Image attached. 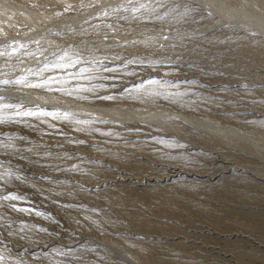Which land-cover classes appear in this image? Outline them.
<instances>
[{"label":"rangeland","instance_id":"1","mask_svg":"<svg viewBox=\"0 0 264 264\" xmlns=\"http://www.w3.org/2000/svg\"><path fill=\"white\" fill-rule=\"evenodd\" d=\"M10 1L0 0V40L35 50L37 38L49 54L69 45L75 50L73 41L100 43L110 31L127 41L125 47L91 48L101 59L121 58L110 65L120 68L119 81L98 89L115 100L0 93V105L19 101L68 113L0 125L18 147L33 150L0 149V164L26 178L5 190L27 196L21 206L54 218L0 208V224L12 225L13 234L0 228V251L7 248L10 264H130V258L135 264H264V23L241 21L264 22V0H186L195 11L171 26L119 19L125 12L96 18L101 8L128 0H99L98 7L90 6L96 0ZM161 32L170 41L158 40ZM125 59L143 65L124 67ZM31 64L0 58V70L10 76ZM155 114L159 120L149 121ZM233 128L251 132L250 139ZM79 140L84 143H74ZM37 152L49 155L41 159ZM81 256L94 258L82 262Z\"/></svg>","mask_w":264,"mask_h":264},{"label":"snow or ice","instance_id":"2","mask_svg":"<svg viewBox=\"0 0 264 264\" xmlns=\"http://www.w3.org/2000/svg\"><path fill=\"white\" fill-rule=\"evenodd\" d=\"M91 7H98L99 0H96L95 4H90ZM71 10V5L64 9V12ZM195 11V6H190L187 4L186 0L177 3V0H171V6L169 5V0H128L127 4L117 5L111 7L110 10L101 8L96 14V18H107L116 14L117 12L128 13L127 16H120L121 20H133L138 23H153L160 22L171 26L173 22H186L191 16L192 12ZM203 14V9H201ZM57 16L62 15V13H56ZM206 15L211 16L212 13L208 12ZM87 23V20L85 21ZM110 30L114 27L113 25L107 26ZM86 31V30H84ZM53 35H59L58 33H53ZM181 39H188L191 41L192 37L180 34ZM116 33L105 32L103 41L100 43L91 42L89 46L88 42L83 40L73 41L72 44L75 46L73 50L72 45L67 47H62L58 51L53 49L49 54L47 48L41 46L40 39L33 38L32 43L37 47L35 50H30L28 45L21 43L16 39L11 40H0V58H3L5 63L8 62L10 58H15L20 65L24 64L25 59H31L32 64L27 68H19V74L10 76L6 71L0 70V93L12 91L23 92L24 90H35L38 92L47 93H59L62 96H67L72 99H84L88 100L90 97L100 100L112 101L116 97L112 95H98V89H108L115 85L120 79V68L112 67L111 64L114 61L121 59L118 55L108 59L105 57L101 59L96 56L95 52L91 51V48H95L97 51L101 50V45L105 47H125L127 41L121 42L116 40ZM171 37L169 35L163 34L161 32L158 40H163L165 42L170 41ZM135 43V41H133ZM160 47H165L164 44H160ZM91 55L92 60L86 59V56ZM179 55V53H177ZM97 66L96 69L89 71V68L82 67L81 65L87 64L91 66L92 64ZM124 67H128L131 64H137L142 66L143 61L125 59L122 60ZM70 69H75V71H69ZM103 73H108V75H103ZM107 81V84L95 85L94 80ZM149 84H157V81L149 80ZM143 87V85H141ZM125 91H131L127 88ZM88 94V95H84ZM4 99L3 95H0V100ZM0 125L5 124H24L28 119L41 120L42 117H52L54 119H60L62 116L67 117L68 113H61L58 110H48L46 108L40 107L38 105L24 104L19 101H14L12 103H3L0 105ZM11 113V114H9ZM43 122V121H41ZM102 122V121H101ZM32 127V125H28ZM103 134V133H102ZM108 135H111L108 133ZM16 137L9 135L7 132L0 131V149L5 151L21 153L23 151L33 152L31 148L22 149L18 147L15 143ZM20 141H25L26 138L21 136L18 138ZM77 144H83V140L74 141ZM157 143H163L162 141H157ZM36 156H40L41 159L48 157V153H34ZM21 160L26 159L23 155L20 156ZM45 167L46 165H40ZM75 171V167L72 169ZM26 178L19 172H16L10 165L0 164V208L6 209L8 214L18 213L28 216L35 215L37 217L47 218L54 222V218L51 215L41 212L38 209L32 207L21 206L27 201V196L20 194L18 192L6 191L5 189L11 183L20 182L24 183ZM57 184L63 185L66 181H56ZM40 194L45 196L43 189L40 190ZM56 195H60V192H56ZM69 195L71 192L68 193ZM45 198H47L45 196ZM64 207H72V205H64ZM83 209V205L80 206ZM99 215V210L92 209ZM85 219H90L85 216ZM91 223L100 227L95 220ZM0 228H5L11 232V224H0ZM36 231L48 232L47 228L34 226ZM23 230V229H21ZM2 243V242H0ZM88 253H97V248H89L86 250ZM64 255V253H60ZM91 256H81L80 259L84 260L92 259ZM103 260V257H100ZM0 264H10L7 255V248L0 251ZM16 264H19L17 261Z\"/></svg>","mask_w":264,"mask_h":264},{"label":"bare ground","instance_id":"3","mask_svg":"<svg viewBox=\"0 0 264 264\" xmlns=\"http://www.w3.org/2000/svg\"><path fill=\"white\" fill-rule=\"evenodd\" d=\"M10 1V0H9ZM198 1H201L202 3H204L205 1L204 0H198ZM8 2V1H7ZM8 4H10V5H13L12 3H11V1L10 2H8ZM258 20V22H256ZM241 21H244V22H252V23H254V22H256V24H259V23H264V22H262V20L261 19H255V20H247V19H241ZM87 109V108H86ZM89 109H91V110H94V108L92 109V108H89ZM97 109V108H96ZM100 110L102 111V113L101 114H104V115H107L106 117H109V116H111V112L109 113V110H105V109H103V108H100ZM95 111V110H94ZM98 111H99V109H98ZM95 112H97V111H95ZM118 112H120V111H118ZM161 114V113H160ZM160 114H155V115H152V116H150V117H148V119H149V121H150V119H153V120H155L156 122H157V120H159V116H160ZM113 117V116H112ZM114 117H115V115H114ZM113 117V118H114ZM117 117V116H116ZM120 118V117H119ZM133 118H134V116H133ZM156 118H157V120H156ZM188 118V117H187ZM117 119V118H116ZM124 119V118H123ZM139 119V118H138ZM190 119V118H189ZM131 120V119H130ZM136 120V119H135ZM148 121V120H147ZM190 121H194L193 119L192 120H190ZM136 122V121H135ZM140 122V121H139ZM162 122V121H161ZM161 122H160V124H161ZM249 122V121H248ZM247 122V123H248ZM153 123V122H152ZM155 123V122H154ZM196 123V122H195ZM198 123V122H197ZM252 123V122H251ZM254 123V122H253ZM252 123V124H253ZM156 124V123H155ZM213 124V123H212ZM250 124V123H249ZM135 125V124H134ZM157 125H159L158 123H157ZM156 125V126H157ZM243 125H244V123H243ZM254 125V124H253ZM209 126H211L212 127V125H209ZM249 126H251V124L249 125ZM248 126V127H249ZM172 127H174V126H172ZM175 128V127H174ZM239 128V127H238ZM176 129V128H175ZM234 129V128H233ZM235 130V129H234ZM238 129H236L235 131L237 132V134H239V135H242L243 136V138L245 137V138H249L250 139V137L247 135V134H251V132H242L240 129V131L238 130ZM235 133V132H234ZM128 258V257H127ZM126 258V259H127ZM128 260V262L130 263V264H135L133 261H132V259L130 258V260L129 259H127Z\"/></svg>","mask_w":264,"mask_h":264},{"label":"water","instance_id":"4","mask_svg":"<svg viewBox=\"0 0 264 264\" xmlns=\"http://www.w3.org/2000/svg\"><path fill=\"white\" fill-rule=\"evenodd\" d=\"M100 111H101V110H100ZM102 111H103V110H102ZM102 111H101V112H102Z\"/></svg>","mask_w":264,"mask_h":264}]
</instances>
